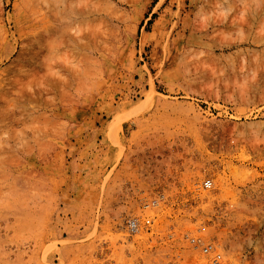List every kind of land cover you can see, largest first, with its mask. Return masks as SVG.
Segmentation results:
<instances>
[{
	"label": "rangeland",
	"instance_id": "rangeland-1",
	"mask_svg": "<svg viewBox=\"0 0 264 264\" xmlns=\"http://www.w3.org/2000/svg\"><path fill=\"white\" fill-rule=\"evenodd\" d=\"M192 238L264 264V0H0V264H215Z\"/></svg>",
	"mask_w": 264,
	"mask_h": 264
},
{
	"label": "built area",
	"instance_id": "built-area-1",
	"mask_svg": "<svg viewBox=\"0 0 264 264\" xmlns=\"http://www.w3.org/2000/svg\"><path fill=\"white\" fill-rule=\"evenodd\" d=\"M213 184V181L211 179H206L203 182V186L205 188H210ZM151 224V219L147 218L145 220H140L139 218L133 217L127 220V229L130 235H137L141 232L143 227H149ZM191 243L196 248H201V250L206 253H213V262L215 264L219 263L222 258V254L216 250L213 244L211 243H204L200 239L192 238Z\"/></svg>",
	"mask_w": 264,
	"mask_h": 264
}]
</instances>
